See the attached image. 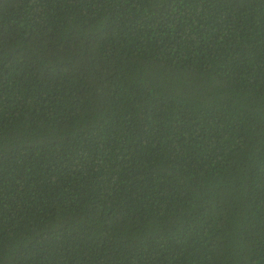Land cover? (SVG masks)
I'll return each mask as SVG.
<instances>
[{
  "label": "trees",
  "instance_id": "trees-1",
  "mask_svg": "<svg viewBox=\"0 0 264 264\" xmlns=\"http://www.w3.org/2000/svg\"><path fill=\"white\" fill-rule=\"evenodd\" d=\"M0 264H264V0H0Z\"/></svg>",
  "mask_w": 264,
  "mask_h": 264
}]
</instances>
